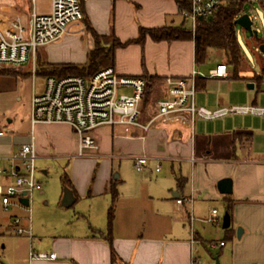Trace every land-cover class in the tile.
Returning a JSON list of instances; mask_svg holds the SVG:
<instances>
[{"label": "crops", "instance_id": "crops-1", "mask_svg": "<svg viewBox=\"0 0 264 264\" xmlns=\"http://www.w3.org/2000/svg\"><path fill=\"white\" fill-rule=\"evenodd\" d=\"M177 1L86 0L83 10L100 34L114 32L126 42L138 37L140 27L186 26L189 18L181 14ZM36 9L44 13L50 7L39 10L36 5ZM30 13L24 11L19 0H0V37L16 17L27 23ZM93 48L94 39L83 24L74 31L67 29L60 39L39 48L30 63L21 68L0 65V70L15 72L0 74V155H14L34 136L37 160H73L66 188L72 191L74 200L68 206L61 201V205L75 206L74 210L64 218V226L52 232L47 245L43 233L37 241L28 235L35 248L29 249L27 264H121L112 260L110 244L103 236L109 229L111 183H117L118 190L123 191L128 180L131 190L120 192L112 223L113 244L122 264H216V258L220 264H264V115L231 114L206 120L181 112L157 117L158 101L170 93L167 79L188 78L196 73V93L198 86H206L208 78L200 76L204 72L195 62L193 39L155 41L147 36L142 44L116 49L114 68L120 75L152 79L140 115L142 124L151 122L147 130L134 127L125 134L119 126H100L91 131L98 148L86 149L92 155L85 158L78 155L79 139L70 125L39 123L32 127L31 98L43 90L45 82L42 76L43 85L36 86L38 75H33L32 68H37L39 62L83 64ZM219 54L217 62L208 67L209 73L226 63L223 52ZM261 57L264 67L262 53ZM248 67L247 63L243 65L244 69ZM28 73L33 77V88L27 104L19 106L22 97L18 76ZM8 76L15 79L13 86H3ZM253 85L251 88L248 84V88L254 89ZM258 100L264 102L257 96L240 99L242 105H259ZM226 103L215 99L200 106L215 109L228 106ZM138 155L150 158L144 169L129 179L124 166L131 162L135 166L134 157ZM11 164L8 159L0 160L2 167ZM117 171L120 175L115 178ZM1 177V183L8 182ZM224 179L231 180L229 193L219 189L218 183ZM37 193L45 196L43 188ZM180 197L185 199L182 204L176 201ZM189 198L191 202L186 200ZM229 202L230 226L219 230L218 224L208 220L211 210L217 209L221 218ZM31 251L54 252L56 257L31 258Z\"/></svg>", "mask_w": 264, "mask_h": 264}, {"label": "built area", "instance_id": "built-area-1", "mask_svg": "<svg viewBox=\"0 0 264 264\" xmlns=\"http://www.w3.org/2000/svg\"><path fill=\"white\" fill-rule=\"evenodd\" d=\"M31 1L34 8L28 22L25 23L20 17H16L9 30L0 37L1 66H25L30 63L39 48L60 39L70 24L85 17L82 3L86 0H50V9L44 13L37 11V0ZM187 1L190 2L191 9L183 11V14L192 21L193 27L197 18L213 16L221 5L220 0ZM32 73L36 75L35 67L32 68ZM195 74L188 78L167 79L170 93L158 101L157 117L181 112L189 113L193 119L199 117L206 120L231 114L264 115V107L255 104L222 106L215 109L198 106ZM209 76L227 78V64H218L210 70ZM145 86L146 82L142 76L120 75L113 66L101 68L89 78L79 75L61 78L47 76L43 90L34 93L31 98V125L34 127L39 123L68 124L79 139L78 155H92L85 150L98 148L91 131L100 126H119L125 134L134 127L144 130L149 128L151 122L145 125L140 122ZM127 89L130 92H126ZM2 133L0 131V134ZM38 157L34 136L14 155L0 157V160L8 159L12 163L10 167L0 166V176L8 180L6 183L0 182V202L5 208L14 203L24 206L21 203L22 198H27L30 206L34 193L42 188V184L35 177ZM149 158L147 155L135 156L136 169L143 170ZM184 200L180 197L176 201L182 204ZM186 200L191 202L192 198ZM208 220L221 224L222 219L219 218L217 209L211 210ZM13 225L12 230L15 233H27L32 236L29 227L20 226L19 219H15ZM30 257L54 259L56 253L31 251Z\"/></svg>", "mask_w": 264, "mask_h": 264}, {"label": "rangeland", "instance_id": "rangeland-1", "mask_svg": "<svg viewBox=\"0 0 264 264\" xmlns=\"http://www.w3.org/2000/svg\"><path fill=\"white\" fill-rule=\"evenodd\" d=\"M260 1L261 0H250L247 1L245 5V11L252 19L253 29L257 31V35L252 36L251 33L246 32L240 26L237 29L238 40L244 56L243 65L246 66L247 63L249 69L241 68L238 73H236L233 67H229L227 78H210L208 67L217 62L218 57L220 58L219 53H221L220 50L211 48L206 61L198 66V68L200 67L204 72V75L200 74V76L207 77L208 79L205 87L198 86L196 93L197 105L207 106L214 102L215 99L227 101L226 104H228V106L241 105L240 99L244 96H251L252 98L257 96L258 99H264L263 61L261 62V53L257 47V45L259 46L260 44L256 42L257 39L264 40V14ZM19 2L22 4L27 14L34 8V4L31 0H19ZM36 5L39 10H48L50 0H37ZM83 24V20H78L70 24L68 29L74 31L83 26ZM185 24L187 28H192L191 20L188 19ZM111 34L115 35L114 32L110 33L106 37V40L112 43L113 38ZM263 42L264 41H262V43ZM224 61L228 64L226 57ZM201 66H203L204 69ZM30 70H28L29 73ZM29 73L26 76H18L17 86L19 94L22 97V100L18 104L19 106L27 104V96H29L33 88V77ZM14 82L15 79L9 77L7 80H3L2 84L3 86H10V83H12L13 86ZM34 82L36 86L40 88L44 82L43 77L38 75ZM253 83L256 84V87L254 89H249L248 84ZM228 100H230V102ZM258 103V106L264 107V102L259 101ZM10 106L11 104L9 103L7 107ZM0 157H3V155H0ZM84 157L86 158L87 156ZM72 163L73 160L69 158L37 160L35 177L41 182L45 196H37L38 193L36 191L29 207H23L14 203L9 206V208H5L0 202V264H27L26 258H28L29 249L33 248L34 250L35 248L27 233L19 235L12 231L14 227L13 221L15 219H19L21 227H26L27 225L30 227L32 235L35 236L32 241L34 239L37 241L41 237L39 234L43 233V243L46 245L49 243L52 234H54L52 232H54L56 228L60 229L61 226H64V218L70 215L75 207L65 208L61 205V194L64 189L62 178L65 174L71 177ZM124 167L127 169L130 176L129 179H131V175L138 174L133 162H131V165L126 163ZM43 171H45V173ZM117 173L120 175V171H117ZM1 178L0 176V180ZM130 190L131 180H128L123 186V191L119 190V194L120 192L127 193ZM66 212H68V214H65ZM223 216L224 213L221 214V218H223ZM217 226L219 230H223L222 225ZM222 238L224 240L226 239L225 237Z\"/></svg>", "mask_w": 264, "mask_h": 264}, {"label": "trees", "instance_id": "trees-1", "mask_svg": "<svg viewBox=\"0 0 264 264\" xmlns=\"http://www.w3.org/2000/svg\"><path fill=\"white\" fill-rule=\"evenodd\" d=\"M221 5L217 12L207 18H197L195 26L187 28L185 25H166L154 28L140 27L139 35L135 39H130L122 42L114 34H111L113 41L106 40L107 34H100L90 23L86 17L83 18L87 30L91 33L94 39V48L88 53L87 61L83 64L75 63H50L39 62L36 68V74L47 77L55 76L61 78L68 75H79L86 78L91 77L101 68L115 65V51L119 47L127 46L131 43L142 44L147 36L155 41H171L175 39H193L195 43V62L202 64L208 57V51L211 48L220 50L228 60L227 66L233 67L235 72L243 68V51L237 36V29L239 25L236 24V19L245 13V5L250 0H220ZM178 5L181 11H189L191 4L187 0H178ZM262 11L264 14V0L260 1ZM83 6V3H82ZM186 18V16L184 15ZM247 32V31H246ZM252 36L254 34L251 33ZM264 40L257 39L259 44ZM258 47V45H257ZM264 72V67L262 69ZM15 72L0 70V74H12ZM146 82L144 97L150 91L151 77H143ZM64 187L70 185V179L67 174L62 178ZM111 194L112 203L108 209L109 229L108 233L103 237L109 242L111 248V256L114 262H120L113 244L112 239V223L115 215V205L119 197V190L117 183L112 182L109 190ZM231 203L227 204V213L230 214Z\"/></svg>", "mask_w": 264, "mask_h": 264}, {"label": "water", "instance_id": "water-1", "mask_svg": "<svg viewBox=\"0 0 264 264\" xmlns=\"http://www.w3.org/2000/svg\"><path fill=\"white\" fill-rule=\"evenodd\" d=\"M236 24H238L240 27H242L245 31L249 32V33H252L254 35H257V31L253 29V21L251 19V17L249 16L248 13H244L242 15H240L237 19H236ZM258 50L264 55V42L261 43L259 46H258ZM253 84H249V87L253 88ZM119 174H115V178H118ZM231 180L229 179H224L222 181H220L218 183V186H219V189L221 192L223 193H229L231 192L232 190V186H231ZM74 200V197H73V194H72V191L68 188L65 189V192H64V196H63V200H62V204L65 205V206H68L70 205ZM21 202L24 204V205H29V202H28V199L27 198H22L21 199ZM230 223H231V218H230V215L228 213H226L223 217V228H228L230 226ZM241 233H242V229L239 228L238 231H237V235L238 237L241 236ZM216 264H220L219 263V260L216 258Z\"/></svg>", "mask_w": 264, "mask_h": 264}]
</instances>
